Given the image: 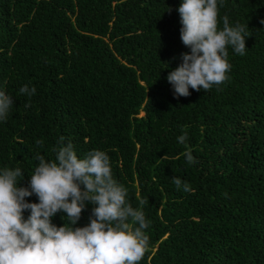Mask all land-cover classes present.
<instances>
[{
    "label": "trees",
    "instance_id": "obj_1",
    "mask_svg": "<svg viewBox=\"0 0 264 264\" xmlns=\"http://www.w3.org/2000/svg\"><path fill=\"white\" fill-rule=\"evenodd\" d=\"M181 3L0 0V90L15 101L0 122V170L19 167L26 187L37 154L54 159L63 136L79 158L106 152L128 202L144 211L150 245L139 264H264V0H218V29L225 15L247 24L246 54L228 48L219 90L174 98L166 77L190 52ZM24 85L35 95L21 94ZM185 133L195 164L177 140ZM64 215L52 223L67 224Z\"/></svg>",
    "mask_w": 264,
    "mask_h": 264
},
{
    "label": "clouds",
    "instance_id": "obj_2",
    "mask_svg": "<svg viewBox=\"0 0 264 264\" xmlns=\"http://www.w3.org/2000/svg\"><path fill=\"white\" fill-rule=\"evenodd\" d=\"M223 2L219 0L220 7ZM176 11L181 42L190 52L181 54L182 62L166 77L174 98L190 96L189 88L219 90L229 79L228 48L246 54V38L251 35L247 24L233 26L225 15L218 29V0H182ZM19 91L30 98L36 88L24 85ZM14 102L0 90V122L7 121ZM24 107H31L30 100ZM187 139V133L177 137L186 146L187 163L195 164ZM64 140L61 136L52 149L54 159L37 154L38 165L26 187L18 186L23 180L19 167L0 170V264H139L150 245L144 211L128 202V190L114 179L106 152L93 149L79 158L73 143ZM172 182L177 190L192 191L179 177ZM32 195L38 203L25 200ZM89 204L93 207L88 224L74 227ZM25 211L30 213L27 219ZM58 212L68 220L60 227L52 223Z\"/></svg>",
    "mask_w": 264,
    "mask_h": 264
}]
</instances>
